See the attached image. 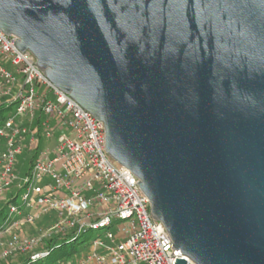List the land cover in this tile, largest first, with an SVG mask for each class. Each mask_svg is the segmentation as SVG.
Instances as JSON below:
<instances>
[{"label":"water","instance_id":"water-1","mask_svg":"<svg viewBox=\"0 0 264 264\" xmlns=\"http://www.w3.org/2000/svg\"><path fill=\"white\" fill-rule=\"evenodd\" d=\"M0 29L103 123L174 264H264V0H0Z\"/></svg>","mask_w":264,"mask_h":264},{"label":"built area","instance_id":"built-area-1","mask_svg":"<svg viewBox=\"0 0 264 264\" xmlns=\"http://www.w3.org/2000/svg\"><path fill=\"white\" fill-rule=\"evenodd\" d=\"M15 40L0 29V102L13 104L0 125V199L11 200L0 232L13 233L2 258L45 256V241L91 231L90 249L71 264H174L179 250L151 214L138 178L106 152L103 123L54 86ZM56 129L62 131L56 141L41 148L40 138ZM24 152L34 158L19 175ZM43 217L47 222L38 225Z\"/></svg>","mask_w":264,"mask_h":264},{"label":"trees","instance_id":"trees-1","mask_svg":"<svg viewBox=\"0 0 264 264\" xmlns=\"http://www.w3.org/2000/svg\"><path fill=\"white\" fill-rule=\"evenodd\" d=\"M13 107L12 102H7L5 100L0 102V125L3 123L5 118L8 116L9 112ZM30 153V152H26ZM27 166L30 165L32 159L34 158V154L27 155ZM11 200L4 202V205L0 209V225H2L4 218V211L7 208L8 203ZM84 236L80 235L72 239H68L66 237H54L50 240H47L43 244V249L48 253L45 256L31 258L28 254L16 253L15 255L8 256V259L3 260L1 264H61L63 259L67 257H71L73 253L76 251L75 243L84 241ZM69 248V249H68Z\"/></svg>","mask_w":264,"mask_h":264},{"label":"rangeland","instance_id":"rangeland-1","mask_svg":"<svg viewBox=\"0 0 264 264\" xmlns=\"http://www.w3.org/2000/svg\"><path fill=\"white\" fill-rule=\"evenodd\" d=\"M62 133L61 130H58L56 129L54 131V135L49 139V138H45V137H41L40 138V142H39V145L41 148H45V147H49L51 146L57 139V136ZM37 142V140H35L34 144ZM32 155V152L30 153H26L24 152L23 154L19 155L18 156V164H17V174L21 175L23 174L24 172L27 171L28 169V166H27V160H28V156L26 157V155ZM4 205V200L3 199H0V209L1 207ZM30 227V226H29ZM29 231V230H33V232H29V234H33L34 233V228H28V226H26L24 228V231ZM94 233L89 231L87 233L84 234V241H81V242H78V243H75V248H76V251L73 253V255L71 257H67L65 259H63V262H61V264H71L72 261L74 260V257L77 256L78 254L80 253H83V251H87L90 249V241H91V238L93 237ZM13 238V233L12 232H0V264L1 262L6 259H8V257L6 258H2V253L4 251H7L8 249V243L11 241V239ZM69 249V248H68Z\"/></svg>","mask_w":264,"mask_h":264},{"label":"crops","instance_id":"crops-1","mask_svg":"<svg viewBox=\"0 0 264 264\" xmlns=\"http://www.w3.org/2000/svg\"><path fill=\"white\" fill-rule=\"evenodd\" d=\"M47 220H48L47 217H43V218L40 220V222L37 223V224H38V225H39V224H45V223L47 222ZM28 228H34V227H33V226H32V227H31V226H30V227L28 226ZM27 232H28V233H29V232H33V230H29V231L27 230Z\"/></svg>","mask_w":264,"mask_h":264}]
</instances>
